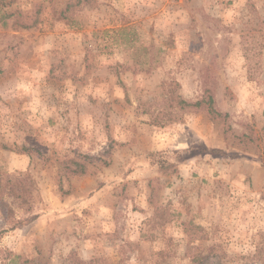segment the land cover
Here are the masks:
<instances>
[{
  "label": "rangeland",
  "instance_id": "374dc122",
  "mask_svg": "<svg viewBox=\"0 0 264 264\" xmlns=\"http://www.w3.org/2000/svg\"><path fill=\"white\" fill-rule=\"evenodd\" d=\"M19 173L0 264H264V0H0Z\"/></svg>",
  "mask_w": 264,
  "mask_h": 264
},
{
  "label": "trees",
  "instance_id": "16d2710c",
  "mask_svg": "<svg viewBox=\"0 0 264 264\" xmlns=\"http://www.w3.org/2000/svg\"><path fill=\"white\" fill-rule=\"evenodd\" d=\"M25 27H29V24H23ZM212 99L209 101V112L216 113V109L212 107L211 105ZM181 104L184 105H190V106H201L203 104L202 101H196V102H181ZM77 171V170H74ZM31 175L28 173H19V174H7L5 177H0V188H1V199H2V206L4 209V215L7 222H12L11 225L12 228H16L25 222L15 217V211L14 208L4 200L2 197L4 194L11 195L17 204L20 206H25L27 209H30L32 206V199L35 195V192H37L38 188L35 186V183L32 178H30ZM3 178V179H2ZM39 191V190H38ZM208 258H200L195 257L193 258L192 262L195 264H205L208 262ZM67 264H115L111 258L106 256H99L94 259H92L90 262H87L86 260L80 259L75 257L74 255H71L69 258H67Z\"/></svg>",
  "mask_w": 264,
  "mask_h": 264
}]
</instances>
